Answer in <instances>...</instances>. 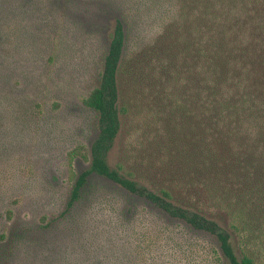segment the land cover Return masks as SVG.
<instances>
[{
  "label": "trees",
  "instance_id": "1",
  "mask_svg": "<svg viewBox=\"0 0 264 264\" xmlns=\"http://www.w3.org/2000/svg\"><path fill=\"white\" fill-rule=\"evenodd\" d=\"M82 104L95 136L88 166L70 171L63 210L110 208L104 232L117 264L133 261L139 200L151 220L207 238L192 252L202 264L264 262V0H133L113 18ZM127 118L140 148L112 167Z\"/></svg>",
  "mask_w": 264,
  "mask_h": 264
},
{
  "label": "rangeland",
  "instance_id": "2",
  "mask_svg": "<svg viewBox=\"0 0 264 264\" xmlns=\"http://www.w3.org/2000/svg\"><path fill=\"white\" fill-rule=\"evenodd\" d=\"M132 2L0 0V264H117L104 232L111 209L82 202L63 209L70 171L88 166L95 136L82 98L96 83L113 18ZM140 134L125 119L108 164L136 156ZM135 203L130 264H202L192 252L206 237L158 215L151 220L148 206Z\"/></svg>",
  "mask_w": 264,
  "mask_h": 264
}]
</instances>
